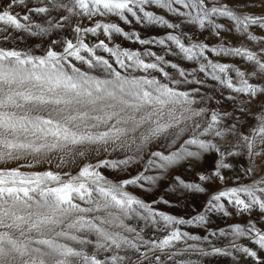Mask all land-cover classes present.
Instances as JSON below:
<instances>
[{"label":"snow or ice","instance_id":"6c2138e0","mask_svg":"<svg viewBox=\"0 0 264 264\" xmlns=\"http://www.w3.org/2000/svg\"><path fill=\"white\" fill-rule=\"evenodd\" d=\"M256 2L247 0L239 7L240 0H0V40L16 39L13 31L47 39L43 55L0 47V264H167L189 251L205 256L238 253L264 264V256L258 255L264 252V36L253 32L254 27L264 29V12L247 11ZM259 4L264 8V0ZM149 5L166 10L180 22L146 10ZM17 7L20 12L15 11ZM129 15L137 23L170 30L195 25L210 29L217 37L225 30L218 18H225L230 22L227 31L234 30L242 40L260 46L254 51L245 46L186 44L173 32L160 39H141L116 23L94 19L115 16L131 23ZM34 17H40V22ZM82 18L93 21V26H82ZM69 31L72 38L64 35ZM98 32L109 40L121 34L135 37L141 45L156 43L172 55L197 61L198 71L220 86L219 96L201 87L182 89L181 85H203L205 81L193 76L196 69L187 73L156 52L110 47L104 40L95 46L85 42L84 36ZM98 48L115 58V65L124 71L97 55ZM206 52L239 57L247 67L214 62ZM75 62L104 75H93ZM117 153L123 158H111ZM210 153L215 166L210 174H199L200 181L226 183L223 170L233 167L229 158L246 161L240 171L250 182L217 191L206 205V211L225 216L231 214L226 204L237 214L249 215L246 225L219 231L220 236L232 237V251L213 247L209 252L196 243L188 244L202 238L175 227L207 224L204 214L185 220L155 213L127 190L129 186L143 188L142 182L155 184L160 176L145 174L151 169L167 172ZM53 154L57 168L78 159H96H89L75 175L21 171L33 167L31 162L8 166L28 157L36 164H51ZM145 155L144 171L135 176L112 180L101 171H124L144 161ZM235 179L240 181L241 176ZM176 181L184 189L206 191L201 184L186 183L179 176ZM253 214L256 220L251 219ZM157 215L165 230L173 226L159 240L145 239L142 230L127 223L135 216L156 224ZM240 238L255 247L236 243ZM181 242L186 247L178 249ZM175 264L192 262L176 260Z\"/></svg>","mask_w":264,"mask_h":264},{"label":"rangeland","instance_id":"374dc122","mask_svg":"<svg viewBox=\"0 0 264 264\" xmlns=\"http://www.w3.org/2000/svg\"><path fill=\"white\" fill-rule=\"evenodd\" d=\"M247 0H240L239 7H242ZM146 10L153 11L157 15H163L170 22H180V18L173 16L170 13H167L166 10L159 9L155 5L146 6ZM15 11L20 12L21 9L17 7ZM247 11L255 13L257 15L264 12V8H262L259 4V0H257L254 4H249ZM142 16V13H139ZM40 17H34V20L40 22ZM95 20H99L105 23H116L119 27H121L125 32H128L130 35L132 33L137 34L141 39H160L165 37L168 32H173V34L181 35L182 39H184L185 43L191 42H203L208 44L210 47H218L220 45L238 47L245 46L250 48L251 50H257L259 48V44L256 42H249L246 40H242L240 38L239 33L233 31H227V28L230 27V22L225 18H218V22L225 24V30H222L221 37L215 36L210 29L201 30L198 26L195 25H186L182 24L180 29L170 30L166 29L160 25L149 24L147 22L137 23L135 18L129 15V19L132 21L131 23H125L115 16L109 17H95ZM81 24L84 27L93 26V21L82 18ZM253 32L255 35L264 36V29L253 28ZM186 33L187 37L183 34ZM64 35L72 38V33L65 32ZM13 36H16V39H10L8 41L0 40V47L6 48H15L21 51H30L33 55H43L46 47H47V39L41 40L38 37H32L27 35L26 33H17L13 31ZM85 42L90 46H95L100 40H104L105 43H108L110 47H115L118 45L121 49H127L130 51H140L143 53L144 51H152L156 52L158 55L165 56V59L177 63L179 67L183 68L187 73H193V70L196 69L193 73V76L197 79H201L205 81L203 85H181L182 89H188L191 87H201L203 92H209L210 94H214L219 96L220 94V86L216 81L211 80L210 77L205 76L204 73L198 71L199 63L197 61H187L182 59L181 56L172 55L169 53L165 46H161L159 44L153 43L150 45H141L135 39L125 38L121 34H113L111 40L106 37L102 32H98L97 35L93 36L91 33L87 34L83 37ZM190 38V40H189ZM173 49H175L174 45H171V42H166ZM58 51L61 49H57ZM178 52V49H175ZM97 55L104 56L105 58H109L110 62L114 64L120 71H124L123 69H119L118 65H115V58L110 57V54L105 52L102 48L96 49ZM86 55V54H85ZM206 55L209 59H212L214 62L227 63L230 65H234L236 67H240L244 69L247 67L245 61H243L239 57L233 56H216L211 52H206ZM146 61L154 60V57H143ZM77 66L81 67L82 70L89 71L93 75L103 76L101 70L99 69H88L86 65H82L79 62H75ZM167 71L172 73L174 76L177 75L175 69H171L170 67L166 68ZM133 75H145L142 72H133ZM153 75H159L158 73H153ZM193 76H189V79H192ZM225 94H227V90H224ZM46 114V113H42ZM151 150H159L156 147H152ZM174 150V149H173ZM113 159L123 158L121 154H113L111 157ZM147 155L144 157V161L140 164L130 165L124 171H115L112 169H102L101 171L108 176L109 179L112 180H122L132 176L137 175L139 172L144 171V163L147 160ZM91 159L93 162L96 157H89L84 160L78 159L76 163H67L61 168H57L56 164L58 162L55 154L52 157V163L49 164L47 161L36 164L31 157H28L26 160H21L19 162H12L8 166L16 167L17 163L19 164H27L33 163L34 166L31 168L24 167L21 171L24 172H42L46 170H51L54 172H60L61 174L65 172H71L75 175L79 168L83 166L84 163L88 162ZM227 162L232 163L233 167L231 169L223 170V174L226 176V183H221L220 181H200L199 174L208 175L212 171L215 166L214 154H206L203 159L199 161H185L181 164L174 166V168L169 169L167 172H162L158 169H151L147 171L146 175H158L160 179L156 181L155 184H149L147 182L144 183V187L138 186H129L128 191L133 195L137 196L139 199L143 200L145 203L149 204L155 213H164L166 215H171L176 218H183L185 220L191 219L198 214H204L207 219V224L201 225L199 223H193L191 225H175L182 232H187L190 235L200 236L202 239L200 241H187L188 244L196 243L200 248H203L205 251L211 252L213 247L227 249L232 251L230 248V241L232 237L229 236H220L219 231L224 229L226 232H230L231 226L235 224L246 225L248 220L250 219L248 214H237V210L233 208L231 205L226 204L227 210L231 213L230 215L225 216L222 212L217 211H206V205L211 195L216 193L219 190H222L225 187L235 186L237 183H249V179L244 177L242 172L240 171L242 165L246 163L244 159L241 157L229 158ZM2 166V165H0ZM241 176L240 181H236L237 175ZM179 176L186 183H199L201 186L206 188V191L196 192L188 189H184L182 186L178 184L176 181V177ZM166 201V203H165ZM144 215H147L144 210H140ZM252 220H256L257 217L255 214L251 216ZM156 220L158 223L153 224L151 220H143L139 217H133L130 221H127L132 227L137 228V230H142V235L145 239H155L159 240L163 238L168 231L171 230L173 226H169L167 230L164 229V222L160 219L159 215L156 216ZM216 232V236H211L210 233ZM208 236L209 241H204L203 237ZM238 244H242L249 247H255L252 245L247 239L240 238L236 241ZM186 244L181 242L177 244V248H184ZM175 250V249H173ZM258 255L264 256V252H258ZM176 260L183 261H191L192 264H255L251 258L244 257L241 254L234 253L233 256L222 255V254H212V255H201L197 252L189 251L185 253L183 256L175 257L174 261H167V264H175Z\"/></svg>","mask_w":264,"mask_h":264}]
</instances>
